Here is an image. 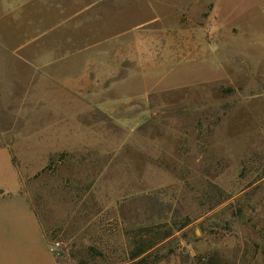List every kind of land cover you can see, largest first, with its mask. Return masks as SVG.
Segmentation results:
<instances>
[{
  "label": "rangeland",
  "instance_id": "374dc122",
  "mask_svg": "<svg viewBox=\"0 0 264 264\" xmlns=\"http://www.w3.org/2000/svg\"><path fill=\"white\" fill-rule=\"evenodd\" d=\"M84 1L123 69L103 111L0 80V264H264V0Z\"/></svg>",
  "mask_w": 264,
  "mask_h": 264
},
{
  "label": "crops",
  "instance_id": "0c3cea01",
  "mask_svg": "<svg viewBox=\"0 0 264 264\" xmlns=\"http://www.w3.org/2000/svg\"><path fill=\"white\" fill-rule=\"evenodd\" d=\"M4 2L7 10L0 12V54L8 55L19 66L15 75L12 71L10 74L8 65H3L0 80L7 86L20 84V90L7 88L4 94L86 97L97 103L94 110L103 111L99 106L106 107L108 81L118 79L116 71L123 69V63L116 57L109 60L108 53H117V49L107 48V42H112L117 32L108 34L104 18L90 15L95 5L84 0ZM19 186L16 183L12 191H7L15 192ZM26 207L31 223L43 236L35 214ZM27 242L24 254L35 257L39 251L32 247V239ZM51 264L55 262L52 260Z\"/></svg>",
  "mask_w": 264,
  "mask_h": 264
},
{
  "label": "trees",
  "instance_id": "16d2710c",
  "mask_svg": "<svg viewBox=\"0 0 264 264\" xmlns=\"http://www.w3.org/2000/svg\"><path fill=\"white\" fill-rule=\"evenodd\" d=\"M140 234H142V232H140ZM167 236L168 235H164L163 238ZM140 237L141 235H139V238ZM261 238H263L262 241L264 242V230H263V233L261 234L260 240ZM139 243L140 244L136 245V248L134 249V251L130 253V260L133 262L131 264H156L163 258L164 255H160L158 253L159 249H154L158 244L156 240L151 239L146 242L143 241L142 244H141V240H139ZM250 248L254 250V253L257 254L258 252H260L264 257V248L262 247L260 248L259 244H255L253 242L251 243ZM169 252L171 253L172 250H170Z\"/></svg>",
  "mask_w": 264,
  "mask_h": 264
}]
</instances>
